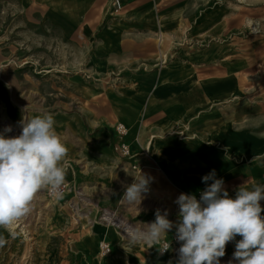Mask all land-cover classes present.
Listing matches in <instances>:
<instances>
[{
  "label": "rangeland",
  "instance_id": "rangeland-1",
  "mask_svg": "<svg viewBox=\"0 0 264 264\" xmlns=\"http://www.w3.org/2000/svg\"><path fill=\"white\" fill-rule=\"evenodd\" d=\"M49 1L56 3L58 14L76 21L73 36L62 37L51 19ZM111 1L105 6V0H0V87L9 92L5 98L0 93V131L11 125L9 137L21 133L22 118H14L9 105L26 119L51 113L67 148L62 197L43 188L28 215L0 227L5 241L0 264H95L93 257L111 264L114 255L119 256L114 264H175L177 252L162 255L159 246L154 253L146 244L129 246L123 235L129 225L153 222L157 208L168 210V219L178 222V205L158 185H150L139 207L121 200L134 178L151 174L150 147L154 150L156 139L149 134L158 130L157 139L186 141L182 135L196 121L179 117L166 125L154 124L163 114L159 108L165 107L172 117L176 103L188 102L189 115L200 120L264 114V0H121L120 11ZM163 13L173 17V23L160 38L155 17ZM110 24L114 31L108 36ZM103 34L107 42L95 63L91 54ZM117 35L120 44L113 41ZM166 73L170 83L154 100L156 84ZM214 78L231 83L228 97L217 100L206 94ZM128 84L147 89L140 93L142 100L159 108L149 111L150 116L146 113L141 142L126 143L135 156L128 159L113 151V166L101 169L92 144L99 137L112 138L111 147L120 141L116 126L123 124L124 114L118 97ZM182 84L187 86L184 91L176 86ZM178 110L183 111L182 106ZM131 121L137 133L139 117ZM142 146L151 154L148 159H141ZM108 231L120 241L106 239ZM103 243L111 247L107 255L102 254ZM234 251L226 252L221 264H228Z\"/></svg>",
  "mask_w": 264,
  "mask_h": 264
},
{
  "label": "clouds",
  "instance_id": "clouds-1",
  "mask_svg": "<svg viewBox=\"0 0 264 264\" xmlns=\"http://www.w3.org/2000/svg\"><path fill=\"white\" fill-rule=\"evenodd\" d=\"M18 123V136H8L13 131L11 125L0 131V227H10L28 215L43 188L62 197L66 182L63 162L67 148L55 130L54 116L44 113L31 119L22 117ZM150 183L151 177L140 174L125 186L121 200L139 207L150 192ZM202 183L206 187L199 199L181 193L173 201L179 208L178 223L168 219V210L157 208L153 222L123 230L128 245L156 246L175 228L180 244L175 264H221L230 242H235V251L228 264H264V184L254 183L250 189L242 185L232 198L214 169L202 177ZM237 236L241 239L236 240ZM4 243L0 237V246ZM170 246L165 244L158 250L163 254Z\"/></svg>",
  "mask_w": 264,
  "mask_h": 264
},
{
  "label": "crops",
  "instance_id": "crops-1",
  "mask_svg": "<svg viewBox=\"0 0 264 264\" xmlns=\"http://www.w3.org/2000/svg\"><path fill=\"white\" fill-rule=\"evenodd\" d=\"M74 23L76 21H72L73 29L71 32H67L61 24L56 23L59 25L63 38H69L76 33ZM122 36H120V39ZM78 40L81 39L78 38L76 41ZM113 41L115 44H120L118 35L114 36ZM126 79L130 80V78ZM123 87V95L118 97V102H123L120 105V109L123 110L120 111L123 112L124 115L122 116L124 118H127V114L130 113L131 119H127L133 120L141 115H137L142 109L138 111L136 105L143 106L145 104L142 100L144 94L140 93L147 89L143 88L140 91V87L133 84ZM164 102L167 103V101ZM190 102L191 105L196 104L197 100ZM155 108L158 109L159 107H152L149 111H154ZM178 108L172 110V117L166 115L167 110L165 107L159 108L163 114L159 117V121L154 122V124L166 125L171 119H178L179 117H183L185 120L189 118L194 120L196 118L193 126L186 130L187 134L184 133L182 135L186 141L173 142L170 139H158L161 142L159 143V148L151 150L150 147L152 156L148 149L142 146L140 154L144 153L145 157L141 159H148L147 153H149L154 161L149 167L151 186H160L164 191L172 195L174 200L181 193L194 194L199 197L200 192L206 187L202 183V177L209 174L213 169L216 172V178L224 180L225 189L232 198H235L236 189L242 185L250 189L254 183L264 184V114H241L235 116V118L214 116L211 119L204 117L200 120L201 117L199 116L193 117L195 115H189L191 107H187L184 114H180L182 110H178ZM119 114L121 116V112ZM146 119L148 118L146 117ZM138 123L140 124L139 128H137V142H141L140 133L143 122L139 119ZM156 128L159 129L158 127ZM152 134H149V137H155L158 134V130ZM111 139L103 137L100 139L99 137L101 142L98 141L95 145L92 144V156L96 162L99 160L96 165L101 169H109L115 162L112 153L114 148L110 145ZM155 139L157 140L156 137ZM140 145L142 144H137V146ZM133 148L135 149V147ZM154 152L156 156L163 155L164 158H160L162 164L157 161V157H154ZM261 206L264 208V201H261ZM262 216H264V212H262ZM239 239L241 237L237 236L236 240ZM232 250H235V242H230L226 246L227 253H231Z\"/></svg>",
  "mask_w": 264,
  "mask_h": 264
},
{
  "label": "bare ground",
  "instance_id": "bare-ground-1",
  "mask_svg": "<svg viewBox=\"0 0 264 264\" xmlns=\"http://www.w3.org/2000/svg\"><path fill=\"white\" fill-rule=\"evenodd\" d=\"M113 2L114 3H117V2L119 3L120 7H118V4L116 5L117 11L122 10L121 0H119V1L112 0L111 3H113ZM49 4H50V11H51V17H52L51 19H52V21L55 22V23H59L60 22L59 24H61L65 28V30L67 32H71V30L73 29L72 24H71L72 21L69 20L66 15L64 16V15L58 14L56 12L57 11L56 8H58V7H56V5L53 6L54 4H56L55 2H50L49 1ZM105 6H106V0H105ZM114 15H115V13H114ZM155 18H156L157 26L161 29L160 38H162V37H164V36H166L168 34L167 32L170 29L169 27H171V25L173 23V17H169V14H164L163 13L161 15L157 14ZM119 19H120V17H119ZM122 19H125V18L123 17ZM113 25L114 24H110L108 26V28H106L105 33H107L108 36H111V34L114 31L113 28H112ZM101 39L102 40H99V41L96 42V44L93 47L94 51L91 54V61H95V63H97V60H98V59H96L97 54H99V52L100 53L103 52L104 45L107 42V40L106 41L104 40V34L101 35ZM160 41H161V39H160ZM169 83H170V75L168 73H166L164 75H161L160 80L156 84L157 90H156V94L154 93V100L159 98V95L161 93L162 88H164ZM205 83L206 82H201V85L206 87ZM176 86H177L178 90H180V91H184L185 88L187 87V86L184 87L183 84L182 85H176ZM231 88H232V86H231V83L229 81L224 80V79L214 78V79L209 80L208 87L205 88V90L207 91V93H206L207 95L210 94V96L208 95L210 98L212 96V97H214L215 99L218 100V99H221V98H224V97H228L229 96L228 94H229ZM0 93L5 98V96H7L6 94L9 93V92H8V90H6V88L0 87ZM150 104H151V108H152L154 102H152ZM188 104H189L188 102L176 103L177 107L182 106V108H183L182 114L185 113L184 111L186 110ZM9 108H10L9 112L12 114V116L14 118H18V119H20L22 117L25 118V115L23 113H21L17 108L13 107L12 105H9ZM151 108L148 105H146V104H143V106L136 105V109L137 110L142 109L141 115L139 116V119L142 120L143 122H145V118H146L145 115H146V113L149 112V110ZM121 118H122V123L124 124V126H126L127 133H126V135L124 137L119 138V140L121 142H125V143H128V144H133L136 141V139H137V135H136L137 133H136L135 125H132L131 120H128L127 118H124V116H121ZM185 134H187V133L185 132ZM98 141L101 142V140H98ZM98 141H97V143H98ZM159 143H161V142L158 139L154 141V144H155L154 148L155 149L159 148V146H160ZM102 147L105 148L104 146H102ZM160 158H164L163 155L160 154V155L157 156V161L162 164V160ZM107 219H109V218H107ZM173 223L176 224L178 222L174 221ZM118 227L120 228V226H118ZM106 236H107L106 239L109 238L114 243L120 241V239H121V237L117 236L116 233L110 232V231L107 232ZM158 246H159V244H157L156 246H153V247L148 246V249H149V251L154 253V252H156ZM114 258L115 259H110L111 264L117 263V260L119 259V256L114 255ZM93 261L95 262V264H102L103 263V262L98 261L95 257H93Z\"/></svg>",
  "mask_w": 264,
  "mask_h": 264
},
{
  "label": "built area",
  "instance_id": "built-area-1",
  "mask_svg": "<svg viewBox=\"0 0 264 264\" xmlns=\"http://www.w3.org/2000/svg\"><path fill=\"white\" fill-rule=\"evenodd\" d=\"M117 4H118V7H120L118 2L116 3V5ZM116 133H117L116 139L122 138L126 135L127 129L123 124L119 123L116 126ZM113 148H114V152L116 154H118L120 157H124V158L129 159V158H133L135 156V154L133 153L132 147L130 145H127L124 142L118 141L114 145ZM197 199H199V197H197ZM175 231H176V229H175ZM165 244H168L171 246H170L169 250L164 252L162 255H168V254H171L172 252H174V253L177 252L178 248L180 247V244L175 239V232L172 236L165 238L164 240H162L160 242L159 249L162 250L164 248ZM110 250H111V247L109 244L103 243L101 245V251H102L103 255H107L110 252Z\"/></svg>",
  "mask_w": 264,
  "mask_h": 264
}]
</instances>
